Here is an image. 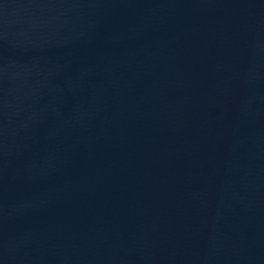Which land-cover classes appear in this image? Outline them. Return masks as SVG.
<instances>
[{
  "label": "water",
  "instance_id": "1",
  "mask_svg": "<svg viewBox=\"0 0 264 264\" xmlns=\"http://www.w3.org/2000/svg\"><path fill=\"white\" fill-rule=\"evenodd\" d=\"M262 239L264 0H0V264Z\"/></svg>",
  "mask_w": 264,
  "mask_h": 264
}]
</instances>
